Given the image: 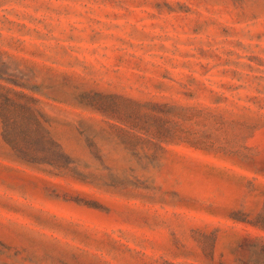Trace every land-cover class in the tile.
<instances>
[{"label": "rangeland", "instance_id": "rangeland-1", "mask_svg": "<svg viewBox=\"0 0 264 264\" xmlns=\"http://www.w3.org/2000/svg\"><path fill=\"white\" fill-rule=\"evenodd\" d=\"M264 0H0V264H264Z\"/></svg>", "mask_w": 264, "mask_h": 264}, {"label": "trees", "instance_id": "trees-1", "mask_svg": "<svg viewBox=\"0 0 264 264\" xmlns=\"http://www.w3.org/2000/svg\"><path fill=\"white\" fill-rule=\"evenodd\" d=\"M253 224L264 230V213L259 214Z\"/></svg>", "mask_w": 264, "mask_h": 264}]
</instances>
